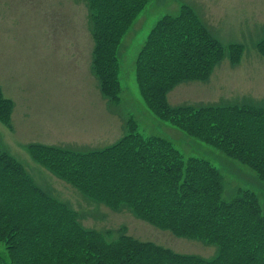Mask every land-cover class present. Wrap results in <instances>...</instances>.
<instances>
[{
	"label": "trees",
	"instance_id": "trees-1",
	"mask_svg": "<svg viewBox=\"0 0 264 264\" xmlns=\"http://www.w3.org/2000/svg\"><path fill=\"white\" fill-rule=\"evenodd\" d=\"M151 1L88 0L93 70L103 94L115 104L121 102L119 45ZM258 48L264 55V40ZM231 50L238 61L241 46L231 45ZM223 56L222 43L191 6L183 5L150 30L136 57V80L157 117L264 180V107L168 101L181 82L207 79ZM14 106L0 89V121L10 127ZM27 147L35 161L90 200L129 210L178 237L215 244L218 251L211 258L181 253L139 239L126 226L87 228L77 210L37 185L17 158L0 151V243L9 256L4 264H264V213L257 194L241 190L225 201L223 176L214 164L185 157L166 137L140 133L133 119L128 133L101 149Z\"/></svg>",
	"mask_w": 264,
	"mask_h": 264
},
{
	"label": "rangeland",
	"instance_id": "rangeland-1",
	"mask_svg": "<svg viewBox=\"0 0 264 264\" xmlns=\"http://www.w3.org/2000/svg\"><path fill=\"white\" fill-rule=\"evenodd\" d=\"M89 5L88 0H0V89L15 103L12 127L0 121V151L17 158L37 185L77 210L87 228L126 226V232L139 239L214 257L215 244L178 237L129 210H112L90 200L35 161L27 146L101 149L128 133L133 119L140 133L166 137L185 157L198 156L214 164L223 176L225 201L249 189L257 194L264 213V180L240 161L157 117L141 95L135 71L138 51L156 22L188 5L222 43L224 56L207 79L177 85L168 93L169 103L264 107V55L258 48L264 40V0H152L118 48L119 104L103 94L93 70ZM235 44L242 49L238 61L231 50ZM0 260L3 264L9 260L3 243Z\"/></svg>",
	"mask_w": 264,
	"mask_h": 264
}]
</instances>
